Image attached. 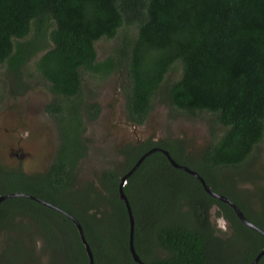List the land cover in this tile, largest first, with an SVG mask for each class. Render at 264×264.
Wrapping results in <instances>:
<instances>
[{
    "label": "trees",
    "instance_id": "16d2710c",
    "mask_svg": "<svg viewBox=\"0 0 264 264\" xmlns=\"http://www.w3.org/2000/svg\"><path fill=\"white\" fill-rule=\"evenodd\" d=\"M114 38L119 40L114 51L100 60L95 43ZM38 54L34 67L51 94L45 110L58 123L59 145L48 172H0V194L22 181L24 189L16 192L53 203L80 222L94 264H140L130 251V218L119 185L123 174L158 145L264 229V197L255 211L235 182L232 191L219 174L239 171L264 138V0H0V65L8 71L5 93L12 99L32 89L25 66ZM177 69L181 75L170 80ZM84 72L124 76L125 112L132 124L143 126L162 94L169 117L195 122L211 114L224 131L215 138L212 121L210 142L200 148L184 134L124 145L121 168L95 175L100 187L85 195L73 186L74 170L89 151L86 119L93 120L100 105L83 97ZM5 168L0 162V171ZM123 189L134 218L135 249L145 264H251L264 249V235L162 151L148 155ZM12 198L26 202L15 221L30 220L27 234L15 233L22 236L20 243L37 234L41 255L54 251L59 264L89 263L70 217L29 197ZM212 209L227 221L226 232L213 224ZM1 223L8 222L0 218V231ZM34 254L28 249L15 264L30 262ZM11 260L8 253L4 264ZM257 264H264V254Z\"/></svg>",
    "mask_w": 264,
    "mask_h": 264
},
{
    "label": "rangeland",
    "instance_id": "374dc122",
    "mask_svg": "<svg viewBox=\"0 0 264 264\" xmlns=\"http://www.w3.org/2000/svg\"><path fill=\"white\" fill-rule=\"evenodd\" d=\"M118 43V38L113 40L102 39L96 42L98 58L102 60L111 54ZM38 56L39 54L29 62L30 64L27 63L28 65L25 66V79L32 85V89H29L24 96L17 99H12L5 93L8 90V86L4 83L7 81L8 71L5 65H0V114L5 117L7 115L5 114L6 111L12 115L16 113L18 125L15 127L13 135L24 144L26 149L36 150L40 146L41 148L54 149L51 155L43 154L38 159L40 165H46L47 167L48 163L53 161V154L55 155L56 147L59 145V129L58 123L44 110L46 104L51 100V94L46 88L47 82L35 70L34 62ZM180 75L181 69H177L171 73L170 80L178 79ZM125 81L124 76L119 73L102 77L84 72L83 97L85 100L94 97L101 109L98 116L93 120L88 119L85 123L87 128L86 137L89 139L87 141L89 151L87 156L79 163L78 172H76V180L80 183H84L103 170L120 169L121 167L118 166L122 162V157L118 153L120 143L122 145L136 143V141H139L140 136L144 138L149 133H153L150 137L154 136L160 139H176L184 134L188 138H194L197 141L198 148H200L204 145L203 142H210L209 129L211 126L215 128V138L219 137L224 131L220 125L215 123L211 114H203L200 118L194 120L195 122L183 117H169V107L163 101L162 94L155 97L153 109L147 122L137 129L127 119L125 112V93L122 89V82L124 84ZM23 117L27 119L26 125H23ZM0 122L2 121L0 120ZM39 131H41L40 136H35ZM48 131L49 134H47ZM41 135H44L45 138H41ZM23 144L18 143L17 146H21L24 152ZM4 161L12 164L18 163V160L11 154L5 156V159H1V163L4 164ZM219 174L223 177H220L221 184L234 191L233 182H235L236 190L247 197L254 205L252 208L257 211L259 205L262 206L260 201L264 197V138L239 171L227 168ZM224 178L230 180L232 184ZM23 186L22 181H17L15 186L6 189V193L16 192L18 187L24 189ZM25 203L23 199L17 198H9V200L0 203V218L8 222L7 224L1 223V228L12 224L14 227L13 231L9 229L10 227L8 228L10 231L8 229L0 231V253L6 250L4 261H6L9 253L12 256L9 264H15L23 259V254L29 249L34 250V259L27 258L31 261L25 264H59L53 258L54 251H49L44 256L41 255V242L37 241V234H32L34 237L32 242L22 240V243H20L22 236L16 234L24 235L28 231L26 225L17 223L14 217L20 212L21 208L26 207ZM215 212L216 210L212 209L211 219L213 224L217 226V221L223 217L216 216ZM10 220L13 221L10 222ZM32 222L34 226L38 225V220L32 218ZM27 225L30 226L29 219Z\"/></svg>",
    "mask_w": 264,
    "mask_h": 264
},
{
    "label": "water",
    "instance_id": "95a60500",
    "mask_svg": "<svg viewBox=\"0 0 264 264\" xmlns=\"http://www.w3.org/2000/svg\"><path fill=\"white\" fill-rule=\"evenodd\" d=\"M7 114L5 117H3V114H0V120L2 122H0V157L5 159V156H9L10 154L16 158L19 154L17 153V150L21 151V146H17L18 143L23 144L22 142L19 141V139H16L14 134V130L15 127L18 125V118L16 113H13V115L11 113H9L8 111H6ZM4 114V115H5ZM11 118H10V115ZM3 118V119H1ZM27 123V119L25 117H23V125H26ZM136 126L137 129L141 128L142 126L138 125V124H134ZM29 134V133H27ZM41 132H38L37 134H35V136H40ZM49 134V131L48 133ZM41 138H45L44 135H41ZM160 138H156L154 137L155 141H158ZM24 153H20L21 157L23 158V155H25V158L27 159L25 162L30 163L33 166H38L40 165V162L38 161L39 157H41L43 154H52L53 153V148L51 149H46V148H40V150H38V148L36 150H28L26 149V147L24 146ZM161 150L166 157L168 158V160L170 161V163L176 167V168H181L187 172H189L190 174H192L193 176H195L203 185L204 189L211 194L212 196L218 198L219 200L231 205L233 207V209L235 210L237 216L240 218V220L246 224L247 226L256 229L257 231H259L262 235H264V229L259 227L257 224H255L254 222H252L251 220H249L245 215L244 212L240 209V207L229 197L217 193L216 191H214L205 181V179L195 170L191 169L190 167L180 164L178 163L169 153L168 150L166 149H161V148H152L150 149L148 152L144 153L135 163V165L126 173L122 176L121 178V182L119 185V195L120 198L123 199L125 201L126 207L128 209V213H129V218H130V251L131 254L133 256V259L140 263V264H145L140 256L138 255L136 249H135V245H134V218H133V214H132V210H131V205L129 203V200L124 192V185L126 184V181L128 179V177L141 165V163L144 161V159L150 155L151 153H153L156 150ZM5 162V161H4ZM3 165L6 166V163H4ZM29 172H26V174H28ZM29 197L32 199H35L39 202H41L44 205H47L51 208H54L64 214H66L68 217H70L76 224L81 239L85 245V249H86V253L88 255V259H89V263L88 264H94V254L92 252V249L89 245V243L86 240L85 234H84V230L82 225L80 224V222L69 212L63 210L61 207L50 203L46 200H43L39 197H36L34 195H30L28 193H23V192H13L10 194H0V202L4 201L7 198H12V197ZM264 254V249L257 255V257L253 260V262L251 264H257L260 257Z\"/></svg>",
    "mask_w": 264,
    "mask_h": 264
},
{
    "label": "flooded vegetation",
    "instance_id": "af4514ba",
    "mask_svg": "<svg viewBox=\"0 0 264 264\" xmlns=\"http://www.w3.org/2000/svg\"><path fill=\"white\" fill-rule=\"evenodd\" d=\"M87 120L88 119H86V121ZM58 128H59V126H58ZM39 132H41V131H39ZM151 134H153V133H149V135L147 137H144V138L142 136H140L139 139H138L139 141H136V143L137 142H142V141H149L151 139L154 140V136L150 137ZM182 138H184V137H182ZM186 138L188 139V141L191 140V138H188V136ZM156 142H158V141H156ZM133 144H135V143H133ZM188 144L190 145V143H188ZM124 145L125 144L122 145V143H120L119 146H118V149L119 150H122ZM194 147L197 148L198 146L197 145L195 146V144H194ZM56 148H58V147H56ZM152 148H161V147L158 146V145H155V146L151 147V149ZM158 150H156V151H158ZM56 151H57V149H56ZM159 151H161V150H159ZM17 153L19 154L16 157V159L18 160V163L17 164H12V163L6 161L5 163H6L7 168H5L3 171H0V172H23V173L29 172L27 175L40 174V173L48 172V168H49L50 164L52 163V161L50 163H48L47 167H46V165H43V166L42 165H38L39 167H37V166L35 167V166L31 165L30 163L25 162L27 160L25 158V155H23V158L21 157L20 153H22V154L24 153L23 152V148L21 149V151L17 150ZM118 153L122 157V162H121L120 165H118L119 167H121L122 166V163L124 162V158H123V155L119 151H118ZM189 154H190V149L187 151L186 155H189ZM53 158H54V154H53ZM1 159L2 158L0 157V162H1ZM78 168L79 167H77V169H75L74 172H78ZM67 172H70V171H67ZM100 174L101 173L99 172L96 176H99ZM96 176L93 175L92 177L89 178V180L85 181L84 183H79L76 180V184H74L73 186H74L75 189L80 188L85 193V195L93 196L92 194H94L95 186L100 187V184L97 183L98 180L96 179ZM224 179L228 180L227 178H224ZM228 182L231 183L230 180H228ZM228 185H229V183H228ZM23 223L24 224H27V222H23ZM11 227H13V225H10V228ZM5 229H8V228H1V231L2 230H5ZM10 230H12V228ZM10 230L8 229V231H10ZM23 239H24V241H27V240H29V237L26 236V239L25 238H23ZM2 253H4V252H2Z\"/></svg>",
    "mask_w": 264,
    "mask_h": 264
},
{
    "label": "clouds",
    "instance_id": "9594fccd",
    "mask_svg": "<svg viewBox=\"0 0 264 264\" xmlns=\"http://www.w3.org/2000/svg\"><path fill=\"white\" fill-rule=\"evenodd\" d=\"M217 227L222 230V231H227V222L224 218H220L218 221H217Z\"/></svg>",
    "mask_w": 264,
    "mask_h": 264
}]
</instances>
